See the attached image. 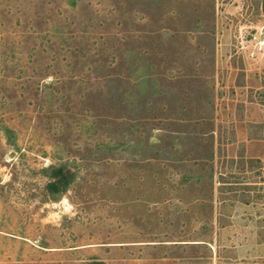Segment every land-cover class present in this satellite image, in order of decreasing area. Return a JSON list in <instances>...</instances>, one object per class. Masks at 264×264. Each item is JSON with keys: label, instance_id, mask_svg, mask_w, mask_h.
Here are the masks:
<instances>
[{"label": "rangeland", "instance_id": "374dc122", "mask_svg": "<svg viewBox=\"0 0 264 264\" xmlns=\"http://www.w3.org/2000/svg\"><path fill=\"white\" fill-rule=\"evenodd\" d=\"M263 34L264 0H0V264H264Z\"/></svg>", "mask_w": 264, "mask_h": 264}, {"label": "trees", "instance_id": "16d2710c", "mask_svg": "<svg viewBox=\"0 0 264 264\" xmlns=\"http://www.w3.org/2000/svg\"><path fill=\"white\" fill-rule=\"evenodd\" d=\"M47 171V183L45 186L46 191L50 198L55 199L57 195L62 194L71 181V174L67 171H63L61 167H49Z\"/></svg>", "mask_w": 264, "mask_h": 264}, {"label": "built area", "instance_id": "2783aa9c", "mask_svg": "<svg viewBox=\"0 0 264 264\" xmlns=\"http://www.w3.org/2000/svg\"><path fill=\"white\" fill-rule=\"evenodd\" d=\"M255 48L256 50H261L262 48H264V34L263 36L256 42L255 44Z\"/></svg>", "mask_w": 264, "mask_h": 264}]
</instances>
